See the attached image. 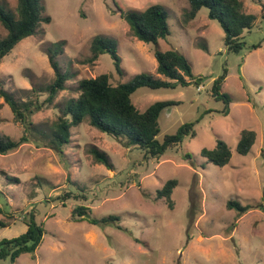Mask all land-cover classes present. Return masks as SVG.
<instances>
[{
	"label": "rangeland",
	"instance_id": "rangeland-1",
	"mask_svg": "<svg viewBox=\"0 0 264 264\" xmlns=\"http://www.w3.org/2000/svg\"><path fill=\"white\" fill-rule=\"evenodd\" d=\"M43 1L51 23L18 44L0 65V83L8 92L19 101L36 100L56 78L50 50L65 43L57 61L70 77L54 104L30 118L38 128L58 121L60 110L78 98L83 79L107 74L115 86L142 73L164 79L157 72L156 46L138 41L122 18L125 12L160 5L169 14L171 35L158 48L184 54L204 82L199 88L195 82L175 89L141 88L132 101L140 112L157 102L178 103L160 115V141L187 124H194L196 137H185L153 159L143 150L124 148L86 121L72 128L63 154L29 142L0 155V220L8 225L0 230V241L26 232L32 213L45 230L35 254L0 264H264V0H242L256 21L239 53L229 52L225 33L208 18V9L187 22L188 0ZM17 5V0H0L11 13ZM0 35H6L1 24ZM99 35L118 43L122 72L109 54L92 61V42ZM220 79L217 96L214 84ZM39 97L43 101L47 94ZM244 130L257 134L247 156L236 152ZM0 135L16 141L23 135L2 97ZM218 140L233 152L223 168L201 155L203 149H215ZM91 150L105 153L113 168L98 164ZM171 179L178 181L173 209L158 196ZM229 201L248 206L249 212L237 217L227 208ZM77 207L89 208L93 219L114 216L119 222L77 221Z\"/></svg>",
	"mask_w": 264,
	"mask_h": 264
},
{
	"label": "trees",
	"instance_id": "trees-1",
	"mask_svg": "<svg viewBox=\"0 0 264 264\" xmlns=\"http://www.w3.org/2000/svg\"><path fill=\"white\" fill-rule=\"evenodd\" d=\"M17 2L16 13H11L0 6V24L6 32L5 36L0 35V65L18 44L35 36L43 24L51 23V17L45 16L46 9L43 0H17ZM188 2L189 9L185 13L187 22L194 20L199 11L206 8L208 9V18L216 21L224 31V42L229 52L239 53L243 49L245 34L250 33L254 28L256 17L246 12L242 0H188ZM122 18L127 22L138 41L156 46L154 56L158 63L157 72L164 79H157L152 75L142 73L133 77L129 82L116 86L111 83L110 76L107 74L94 79H83L79 82L80 94L78 98L70 101L60 110L61 116L57 122L47 126L46 129H40L30 118L45 107H51L54 104L59 92L65 90L70 77L69 73L61 71L57 61L65 43L55 44L54 49L50 50L49 58L56 78L52 84L39 91L36 100L19 101L0 83V97L11 108L14 122L23 127V135L17 141L0 135V155L12 153L29 142L63 154L65 146L70 143L72 128L86 121L102 134L114 138L124 148L143 150L147 157L153 159H160L168 149L181 145L185 137H196L193 130L194 124H187L182 126L176 134L167 135L163 141H160L158 139L160 115L164 110L178 103L157 102L145 112H140L132 101L133 94L141 88L175 89L179 86L187 87L193 82L199 88L204 82V78L197 79L193 74L191 64L184 54L175 49L161 51L158 48L160 41L171 35L167 10L160 5H152L141 12H125L122 14ZM117 44L115 40L100 35L95 37L92 42V61L97 60L103 54H109L117 71L122 72ZM253 48L257 49L258 46ZM222 82V79L215 81L214 94L217 96ZM42 94H47L43 101L39 97ZM227 100H229L228 97ZM256 140L257 134L254 131L244 130L236 152L239 155L247 156L252 151ZM91 152L98 164L109 169L113 168L105 153L99 150H91ZM201 155L208 162L223 168L231 162L233 152L226 142L218 140L215 149H203ZM186 158L191 159L192 157L187 154ZM177 185L178 181L171 179L158 191L159 199H165L170 209L174 208L172 195ZM227 208L235 210L237 217L249 212L248 206H243L236 201H229ZM91 214L89 208L77 207L73 212V218L77 221L84 218L83 220H88L92 225L102 226L114 225L119 222V218L114 216L98 220L93 219ZM25 223L27 225L26 232L17 237L0 241V261L9 259L11 262H15L23 254H35L43 244L44 225L38 223L35 213L30 214ZM117 226L122 229L119 225ZM6 227L8 225L0 220V230Z\"/></svg>",
	"mask_w": 264,
	"mask_h": 264
}]
</instances>
